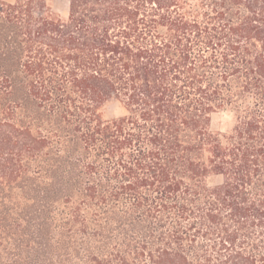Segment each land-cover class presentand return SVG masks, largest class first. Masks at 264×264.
<instances>
[{
    "label": "trees",
    "instance_id": "obj_1",
    "mask_svg": "<svg viewBox=\"0 0 264 264\" xmlns=\"http://www.w3.org/2000/svg\"><path fill=\"white\" fill-rule=\"evenodd\" d=\"M0 264H264V0H0Z\"/></svg>",
    "mask_w": 264,
    "mask_h": 264
},
{
    "label": "rangeland",
    "instance_id": "obj_2",
    "mask_svg": "<svg viewBox=\"0 0 264 264\" xmlns=\"http://www.w3.org/2000/svg\"><path fill=\"white\" fill-rule=\"evenodd\" d=\"M14 2L15 0H6ZM50 8L67 17L69 14V0H45ZM121 103L116 99H111L102 107V114L105 119H112L123 114ZM237 122L235 111L231 108L214 112L211 116L210 128L214 131L230 132ZM222 180L219 176H211L208 179L210 185L219 183Z\"/></svg>",
    "mask_w": 264,
    "mask_h": 264
}]
</instances>
